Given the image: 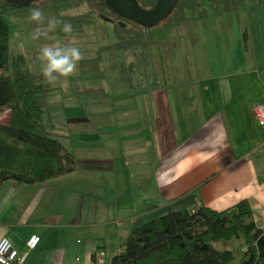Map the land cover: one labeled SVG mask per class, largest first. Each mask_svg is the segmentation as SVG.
Returning <instances> with one entry per match:
<instances>
[{
	"label": "crops",
	"instance_id": "crops-1",
	"mask_svg": "<svg viewBox=\"0 0 264 264\" xmlns=\"http://www.w3.org/2000/svg\"><path fill=\"white\" fill-rule=\"evenodd\" d=\"M246 2L232 12L242 14ZM235 20L233 40L239 48L231 58L219 60L216 72L213 68L198 79L170 85L173 90L168 107L161 104L163 113L155 106V97L145 99L155 129L152 140L158 142L167 131L172 133V147L168 155L159 157L158 201L143 204L139 213L132 214L152 216L137 222L174 207L208 204L224 209L248 199L255 219L264 227V123L253 111L264 98V19ZM195 70L200 71V66ZM132 116L114 114L113 135L106 141L91 138L88 168L79 169L82 175L74 170L45 183L13 179L0 183V239L7 236L27 249L32 232L42 236L23 264L112 263L131 231L116 219L121 208L113 210L111 203L114 195L119 199L128 190L123 169L130 161L123 160L125 139L117 128L126 119L133 125ZM142 137L136 134L127 141L139 145Z\"/></svg>",
	"mask_w": 264,
	"mask_h": 264
},
{
	"label": "rangeland",
	"instance_id": "rangeland-1",
	"mask_svg": "<svg viewBox=\"0 0 264 264\" xmlns=\"http://www.w3.org/2000/svg\"><path fill=\"white\" fill-rule=\"evenodd\" d=\"M80 2L78 5L74 0V5L77 6L64 9L63 13L76 15L87 11L90 5H101L95 1ZM57 3L62 11V2L57 0ZM104 5V9L95 6L93 10L89 9L91 13L87 11L91 14L89 19L83 18L81 23L77 22L80 30L72 31L66 36L58 29L53 34L54 38L74 43L84 56L78 71L70 78L57 82L55 86L45 82L40 72V61L37 59L42 44L51 41L32 40L35 24L29 21L30 14L11 17L12 51L25 52L38 80L45 84L47 91L42 95L41 102L47 110L46 121H49L52 134L61 138L79 158L76 175H82L79 169L88 168L86 156L90 155L91 138L96 140L99 137L106 141L109 135H113V127L110 125L113 115L135 114L132 116L133 125L130 126L126 119V124L117 128L125 135L121 136V139H125L122 155L124 161H130V165L123 169L128 178V190L119 199L114 195L111 203L113 210L121 208L116 219L124 221L125 226L132 228L138 220L152 216L132 214L139 213L143 204L158 201V173L162 163L159 157L168 155L172 147V133L167 131L158 138V142L155 137L152 140L155 129L145 99L155 97V106L161 112L166 111L162 110V106L168 107L173 84L190 78L198 79V76L213 71L219 60L231 58L233 50L239 48L233 40L237 29L232 22L235 19H264V0H247L242 14L240 11L233 13L230 10L213 16L209 10L215 5L206 7L205 4L203 10L201 9L203 15L178 19L172 17L177 11L173 9L148 26L152 38L146 36L145 40H139V34L135 41L126 33L123 24L113 19L117 16V11L109 4ZM62 18L59 20L63 21ZM135 21L129 23V29L136 26L133 23H140ZM223 21L229 23L225 24ZM214 28L216 32L213 31ZM213 32L215 35H212ZM241 44L244 45L242 37ZM197 66H200V71L195 70ZM214 70L216 72V68ZM170 85L173 86L170 88ZM9 115L10 108L0 111V118L3 120H7ZM136 134L143 135L140 138L142 143L130 144L127 137L134 138ZM111 137H115L117 141L116 136ZM133 161L137 162L136 166ZM125 179L124 175V181ZM142 196L145 197L144 203L141 202Z\"/></svg>",
	"mask_w": 264,
	"mask_h": 264
},
{
	"label": "trees",
	"instance_id": "trees-1",
	"mask_svg": "<svg viewBox=\"0 0 264 264\" xmlns=\"http://www.w3.org/2000/svg\"><path fill=\"white\" fill-rule=\"evenodd\" d=\"M75 1L79 5L82 0ZM92 1L101 5H90L91 10L95 6L104 9V4H108L105 0H87ZM139 1L144 6L157 2ZM244 1L178 0L172 17L185 19L203 15L205 4L206 7L215 5L209 11L217 15L239 7ZM60 2L62 11L57 0H39L38 3L34 0L28 4L0 0V111L10 108L9 118H0V183L9 179L45 183L79 166L76 153L53 135L48 126L47 110L41 102L47 91L45 84L38 80L25 52L12 51L11 17L28 15L33 7L57 19L64 17L63 21L70 22L74 32L80 30L77 22L89 19L91 10L66 15L64 9L77 5L74 0ZM114 18L123 24L134 41L139 34V40H145L146 36L152 38L148 25L133 23L136 26L129 29L134 19L118 13ZM137 26L143 29H136ZM253 212L248 199L224 209L208 204L194 209L172 208L159 216L135 222L111 264H264V227Z\"/></svg>",
	"mask_w": 264,
	"mask_h": 264
},
{
	"label": "clouds",
	"instance_id": "clouds-1",
	"mask_svg": "<svg viewBox=\"0 0 264 264\" xmlns=\"http://www.w3.org/2000/svg\"><path fill=\"white\" fill-rule=\"evenodd\" d=\"M39 2V0H35ZM29 21L35 24L32 31V40L51 41L43 43L39 48L37 59L40 61V72L46 83L51 86L62 79L66 80L77 71L80 62L84 59L80 48L69 40L54 38L53 34L59 29L70 35L73 25L56 17H46L43 9L33 7L30 10ZM22 47V46H21Z\"/></svg>",
	"mask_w": 264,
	"mask_h": 264
},
{
	"label": "water",
	"instance_id": "water-1",
	"mask_svg": "<svg viewBox=\"0 0 264 264\" xmlns=\"http://www.w3.org/2000/svg\"><path fill=\"white\" fill-rule=\"evenodd\" d=\"M19 4H28L34 0H10ZM118 14L132 18L145 25H152L166 16L176 6L178 0H157L152 6H144L139 0H105Z\"/></svg>",
	"mask_w": 264,
	"mask_h": 264
},
{
	"label": "built area",
	"instance_id": "built-area-1",
	"mask_svg": "<svg viewBox=\"0 0 264 264\" xmlns=\"http://www.w3.org/2000/svg\"><path fill=\"white\" fill-rule=\"evenodd\" d=\"M256 119L264 123V98L253 107ZM42 236L37 232H32L27 238L28 249H21L14 241L5 236L0 239V264H23L29 250L35 248L41 241Z\"/></svg>",
	"mask_w": 264,
	"mask_h": 264
},
{
	"label": "flooded vegetation",
	"instance_id": "flooded-vegetation-1",
	"mask_svg": "<svg viewBox=\"0 0 264 264\" xmlns=\"http://www.w3.org/2000/svg\"><path fill=\"white\" fill-rule=\"evenodd\" d=\"M114 20H116V19L114 18Z\"/></svg>",
	"mask_w": 264,
	"mask_h": 264
}]
</instances>
